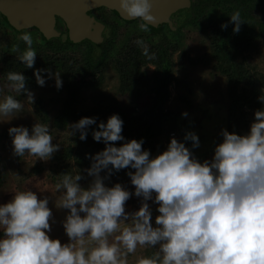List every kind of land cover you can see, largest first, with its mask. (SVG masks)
Instances as JSON below:
<instances>
[{"label":"clouds","instance_id":"1","mask_svg":"<svg viewBox=\"0 0 264 264\" xmlns=\"http://www.w3.org/2000/svg\"><path fill=\"white\" fill-rule=\"evenodd\" d=\"M118 4L129 18L154 19L151 0H118ZM228 23L238 32L240 13L233 12ZM138 27L148 30L143 22ZM19 38L26 48L18 60L32 68L37 54L31 34L24 32ZM135 43L147 56L143 41ZM33 75L39 86L47 78L54 79L57 89L62 86L59 72L39 68L33 69ZM6 81L11 92L23 93L33 102L21 72L6 73ZM258 99L264 105V97ZM22 108L19 99L4 95L0 122L17 117ZM253 116L244 134L222 129V140L215 144L211 158L199 161L184 143L198 147L196 133L185 132L182 141L170 138L166 149L152 156L142 149L143 138L125 140L122 119L110 115L91 132L92 139L105 146L89 157L90 166L84 169L91 177L87 188L78 183L80 172L60 174L55 184L59 196L54 206L67 210L60 222L67 242L50 238V221L55 223L50 197L38 198L31 189L17 190L0 204V264H127V256L138 246L155 251L136 264H264V107ZM94 123L95 117H81L68 126L67 134L78 132L83 141ZM7 131L14 156L27 153L47 160L59 150L46 124L35 122L30 130L11 126ZM116 141L123 143L117 146ZM125 168L134 170L126 173L134 186L131 192L120 183L110 187L104 183ZM130 196L141 198L140 206L127 212ZM148 201L156 205L154 219Z\"/></svg>","mask_w":264,"mask_h":264},{"label":"trees","instance_id":"2","mask_svg":"<svg viewBox=\"0 0 264 264\" xmlns=\"http://www.w3.org/2000/svg\"><path fill=\"white\" fill-rule=\"evenodd\" d=\"M213 2L217 5V0ZM226 2L231 4L230 1ZM237 11L240 13L242 22L238 32H233V24L228 23L230 15L216 16L212 12L211 17L207 19L196 16L191 21L193 27L203 31L209 40V53L200 61L210 62L212 70L226 79L228 100L226 130L239 135L249 130L250 123L254 119V111L264 107L258 99L260 96L264 97V76L248 63L250 52L255 49L254 43L261 40L260 37H264V17L256 19L257 12L264 13V0H240ZM222 23H226L227 27L222 29L220 27ZM9 52L6 48L0 47L1 86L7 85L6 73L10 71L21 72L26 77L28 90L37 86L33 69L48 68L60 73L65 92L61 107L53 117H49L42 99H36L33 103V112L38 123L48 125L49 130H62L81 117L96 119V123L88 126L85 140H80L77 133L72 144L64 146L60 152L52 156V170L59 175L69 173L71 162L79 169L90 166L89 157L105 146L103 142L94 141L91 132L97 128L99 122H106L112 114H118L122 119L121 135L125 140L143 138L142 149L148 150L152 156L158 154L161 148H157L154 141L160 139L164 132H166L167 140H170L167 122L174 119L172 113L164 106L169 98V86L175 84L176 87H183L191 92L184 80L180 82L176 79L172 63L166 58L164 52L154 51L152 48H148L146 56L142 54L140 46L139 48L137 46L121 47L115 54H110L104 46L96 61L92 45L46 42L40 50L35 51L37 55L32 68H25L18 57H13ZM106 52H108L107 56ZM181 56L178 65L181 71L185 72L187 63L192 65L198 62L197 59L186 56L185 52ZM104 64L110 66L116 73L119 96L127 100L118 102L113 97L102 95L92 107L82 109L79 105L81 93L84 89L100 88ZM150 66L153 69L148 72L147 68ZM42 75L47 77V73ZM6 94L13 95L19 100L24 95L23 93L12 94L8 91ZM179 99L189 104L184 96ZM7 130L8 128H0V142L11 140ZM113 143L119 146L123 141ZM86 154H88L87 157ZM33 171L38 173L41 169L39 166H34ZM128 171L134 170L121 169L109 177L115 179ZM3 183L0 173V187ZM145 253V257H150L154 251L147 247Z\"/></svg>","mask_w":264,"mask_h":264},{"label":"rangeland","instance_id":"3","mask_svg":"<svg viewBox=\"0 0 264 264\" xmlns=\"http://www.w3.org/2000/svg\"><path fill=\"white\" fill-rule=\"evenodd\" d=\"M264 17V13H256V19ZM252 24V23H251ZM258 24V23H257ZM261 24V23H260ZM203 32L199 31L196 27L190 28L189 32H183L181 41L179 42V50L185 52L186 56L191 59H197L195 64H186V70L181 71L179 68L180 59L173 58L172 69L174 76L178 81L184 80L191 92H188L183 87H176L175 84L169 86V98L164 105L173 116V120L167 122V129L170 133L175 134L178 141L183 140L185 132L191 131L196 133L199 139V146L196 148L191 147V141H184L185 146L195 155L199 161L210 159L213 154L215 144L222 140L220 132L222 129L226 130V117H227V95H226V79L215 73L212 70L211 63L203 62L200 59L206 58L209 53V40ZM255 44V49L250 52L248 63L257 72L264 76V37H260ZM178 50V51H179ZM177 51V52H178ZM99 50L94 49V55L98 54ZM176 52V53H177ZM184 63V61H182ZM153 67H148L147 71L151 72ZM103 81L97 90L84 89L81 93L80 107L82 109L92 107L96 102L101 99L102 95L115 98L118 102H125L127 99L119 96L117 91L118 78L116 73L111 68H105L103 72ZM0 99L6 94V91L11 92L6 85L0 84ZM264 89V88H263ZM33 93V102L31 103L25 94L20 100L23 108L18 113V116L7 121L0 122V128H9L11 126L23 125L28 127L29 130L33 123L37 122L34 112L33 103L36 99H42V104L47 110L49 117H53L58 109L61 107V100L65 97V92L61 86L59 89L55 87L54 79L47 78L44 86L37 85L34 89H29ZM184 96L186 102H183L179 97ZM144 107V106H143ZM182 112H187V116H182ZM8 119V118H6ZM69 123L65 129L62 130H49L53 137L52 143L60 145L59 150L53 153L60 152L61 149L72 144L75 140V135L70 136L67 134ZM166 132L160 139L154 141L157 148H161L160 152L164 151L167 147L168 140L165 136ZM159 141V142H158ZM158 142V143H157ZM52 155V156H53ZM52 156L47 160H40L35 156H30L27 153L23 156H14L12 154L11 140H4L0 142V173L3 178V186L0 187V204L9 201L12 198L14 191L31 189L37 192L38 198L45 195L49 196V208L52 210L55 223L50 221L51 232L50 238H58L62 243L67 242V237L64 233L61 221L63 220L67 210L57 209L54 206V200L58 198L59 193L55 190V184L60 179V175L55 173L52 169ZM34 166H39L40 172L33 171ZM70 171L68 174H75L80 172L82 179L78 181L81 187L87 188L91 177H89L84 169H79L74 163L69 165ZM104 175V171L101 172ZM107 186H112L114 183H120L126 187L130 192L133 187L130 184V178L127 174H123L118 178L109 177L104 181ZM139 197L130 196L125 202V211L132 212L140 206ZM152 209V217L158 214L156 212V205L148 201ZM147 247L138 246L136 251L127 256V264H136L137 259L145 257V249ZM153 251H155L152 248Z\"/></svg>","mask_w":264,"mask_h":264},{"label":"flooded vegetation","instance_id":"4","mask_svg":"<svg viewBox=\"0 0 264 264\" xmlns=\"http://www.w3.org/2000/svg\"><path fill=\"white\" fill-rule=\"evenodd\" d=\"M226 1H230L231 4ZM189 2L190 6L188 9L179 10L170 17L171 25L174 30H171V28L166 24H160L156 29H152L147 26V31H141L138 25L143 21L140 19H123L113 10H109L104 7L94 8L88 11L87 14L96 23L101 25L99 32L101 43L99 45H95L88 39L72 42L69 34L65 30L61 31L58 36H52L46 39L40 32L32 28L21 30L14 29L10 25L11 23L6 20L4 13L0 11V47L6 48V51H10L11 53L9 52V54L13 57H18L26 48L25 43L19 37L22 33L28 32L32 37V48L36 52L40 50L46 42L75 45L88 44L92 45L93 51L94 49L99 50L96 56L93 53V56L97 61L104 46L108 49L110 54H115L121 47L137 46L139 48L135 41L140 40L143 41V44L147 48H152L154 51H163L166 58L173 63L172 61L175 56V59L179 60L180 57H182V53H184L179 50V42L181 41L183 32L185 30L186 32H189L190 28L193 27V23L191 21L193 18L197 16L198 18L201 17L202 19H207L211 17L212 12H214L216 16H229L233 12H236L238 6L240 5V0H217V5L219 6L215 5L213 0H189ZM54 24L57 29L65 28V22L59 17L54 18ZM107 54L108 52H106V56ZM103 66L102 75H104L103 72L105 68H111L110 66H107V64H104ZM23 96L24 95L21 97Z\"/></svg>","mask_w":264,"mask_h":264},{"label":"water","instance_id":"5","mask_svg":"<svg viewBox=\"0 0 264 264\" xmlns=\"http://www.w3.org/2000/svg\"><path fill=\"white\" fill-rule=\"evenodd\" d=\"M152 21H143L152 29L160 24L168 25L170 17L179 10L188 9L189 0H151ZM104 7L113 10L123 19H131L119 8L118 0H0V11L6 20L17 30L32 28L44 38L58 36L65 30L72 42L88 39L95 45L101 43V25L88 16V11ZM61 18L65 28H56L54 18Z\"/></svg>","mask_w":264,"mask_h":264},{"label":"built area","instance_id":"6","mask_svg":"<svg viewBox=\"0 0 264 264\" xmlns=\"http://www.w3.org/2000/svg\"><path fill=\"white\" fill-rule=\"evenodd\" d=\"M170 138L174 137V134L173 133H170L169 134Z\"/></svg>","mask_w":264,"mask_h":264}]
</instances>
